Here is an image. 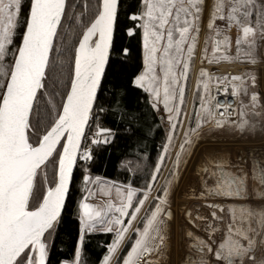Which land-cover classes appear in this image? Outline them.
<instances>
[{"label": "snow or ice", "instance_id": "6c2138e0", "mask_svg": "<svg viewBox=\"0 0 264 264\" xmlns=\"http://www.w3.org/2000/svg\"><path fill=\"white\" fill-rule=\"evenodd\" d=\"M120 10L121 0H95L94 6L92 0H0V264H49V237L63 219L74 166L93 158L84 143L86 129L106 110L104 80ZM205 13L211 32L202 62L233 58L232 39L224 33L236 27L235 53L253 66L264 64V0H142L128 14L126 27L129 36L141 37L143 49L142 70L130 84L146 94L152 109L166 114V142L143 187L104 180L100 194L109 198L103 204L88 202L101 178L83 169L74 258L59 264H84L85 235L97 230L114 233L99 264H161L171 246L172 195L202 136L256 130L245 111L250 108L255 117L261 115L258 106L264 110L253 69L221 76L201 67L199 104L188 110L187 81ZM217 18L226 20L225 29L216 25ZM213 88L225 97L231 89L239 111L220 104ZM240 97L248 98L247 105ZM232 115L237 119H229ZM110 135L97 125L90 142L108 143ZM193 168L197 184L180 209L185 235L194 241L187 264H264V159L253 154L245 168L216 150ZM229 213L227 235L214 246L218 225ZM243 221L246 227L240 226Z\"/></svg>", "mask_w": 264, "mask_h": 264}, {"label": "trees", "instance_id": "16d2710c", "mask_svg": "<svg viewBox=\"0 0 264 264\" xmlns=\"http://www.w3.org/2000/svg\"><path fill=\"white\" fill-rule=\"evenodd\" d=\"M92 1L94 6L95 0ZM141 6L142 0H121L120 24L104 80L102 103L106 110L97 115L87 131L90 132L91 125L92 129L99 125L110 129L112 135L108 143L92 147L93 158L87 165L77 164L63 219L50 238L49 264L74 258L79 237L77 209L83 197L79 189L83 169L87 167L93 177L143 187L166 142L164 128L155 109L146 102V94L130 84L134 75L142 70L143 54L141 37L129 36L126 27L131 25L128 14ZM122 47L130 49L127 55L115 50ZM113 237L111 233H87L82 245L84 264H99Z\"/></svg>", "mask_w": 264, "mask_h": 264}, {"label": "rangeland", "instance_id": "374dc122", "mask_svg": "<svg viewBox=\"0 0 264 264\" xmlns=\"http://www.w3.org/2000/svg\"><path fill=\"white\" fill-rule=\"evenodd\" d=\"M93 2V1H92ZM209 2H213V0H209ZM207 19L208 14L205 13L204 16H202L201 19V26H200V33H199V43L196 50V57L192 63V68L189 74V78L187 81V94H186V102L188 110L191 111L193 108V102H195L196 105L199 104V99L196 96L197 91V80L199 76V69L201 67L208 68L209 72L214 73L217 67L221 66H242L244 69L243 73L248 72L249 69H253L257 75V79L259 80V85L257 87V91L261 93L262 96H264V64L253 66L249 61H247L243 56H238L235 53V39L238 35L239 30L236 27H232L231 29L227 30L224 34H228L232 39V46H231V54L232 59L231 60H222L218 61L216 63H209L208 61L201 60V53L205 46V37L210 35L211 30L207 28ZM216 25L219 26L221 29L226 28V20H222L217 18L215 21ZM217 39H222V36L216 37ZM66 40H68L69 45L71 43V35L69 37H66ZM142 40V39H141ZM242 50H246L247 45L242 44L241 45ZM143 54V49H142ZM209 54L211 55V44L209 43ZM202 88V85L200 86ZM241 100H243L244 104L247 105L248 98L247 97H241ZM261 103H264V100L261 101ZM159 117H161L160 121L165 131V137H167L168 128L166 126V114H161L160 111L155 110ZM245 111L247 112V119L249 120H255L257 122V128L254 132H232V131H213L205 136H202L201 141L199 143V146L196 148L193 159L189 162L188 168L184 169L182 166V178L179 181L178 187H176L172 199L174 200V203L172 205L173 211L175 212V219L172 222L173 230H172V236H171V246L167 252V254L161 258V264H187V261L185 259L186 253L189 251V245L194 243V241H190L186 235V229L187 225H184L183 223V216L180 211L183 207H185L186 201H188V197L190 195V191L192 187L196 186V172L193 168V165L199 164L205 153L208 152H214L216 150H221L225 155L230 156L231 161L235 164L239 161L240 166L247 168L249 166V162L251 161L252 155L255 154L256 156L260 157L261 159H264V110H262L259 106L256 108V112L261 113L259 116H252L251 109L245 108ZM90 128V126H89ZM88 131V129H87ZM86 131V132H87ZM97 128L92 129L88 134V141H85L84 143L92 150V147L98 144H103V142L98 144H92L91 138L96 133ZM179 131V129H178ZM110 137L108 138L109 141ZM100 140L103 141V135L100 136ZM174 140L176 141V145L178 148V142L179 137H174ZM163 171L166 173L167 169H163ZM235 171V169H233ZM48 172V179L51 181L53 177V168L52 165H49V168L47 170ZM106 179L101 178V183L93 185L97 189V194L94 197H90L89 201L90 203H99L103 204L106 199L109 197L102 196L100 194V190L103 187V181ZM109 182H115L108 180ZM119 183V182H117ZM123 184V183H121ZM82 191V194L84 195V189H83V183L80 185V188ZM113 197L115 196V190L113 189L112 193ZM83 198V197H82ZM190 203V201H189ZM202 212H204V209H201ZM239 216V211L237 213ZM230 216H225V220L223 224H219L218 228L219 231L214 237V246L215 244H218L221 240H223L227 235V225L230 223ZM183 225V226H182ZM240 226L246 227L247 221H243ZM194 232H196L198 235H204L203 229H193ZM111 233L114 236V233L112 232H104L101 230L94 231L92 233ZM49 237V241L50 242ZM126 250L130 248V243L125 246ZM125 250V252H126Z\"/></svg>", "mask_w": 264, "mask_h": 264}, {"label": "built area", "instance_id": "2783aa9c", "mask_svg": "<svg viewBox=\"0 0 264 264\" xmlns=\"http://www.w3.org/2000/svg\"><path fill=\"white\" fill-rule=\"evenodd\" d=\"M232 66H234V68L227 69V70L222 69V66L221 67H217L214 73L219 74L221 76L224 75L225 73H227L228 75H233V74L240 75V74H243L244 69H243L242 66H237V65H232ZM213 94L217 97V100H218V102L220 104H222V105L223 104L232 105L234 108L237 109V111H239L238 99L232 97L231 89H229V94L227 95V97H225L223 93L215 92V88H213ZM239 99L241 100V97ZM229 119L236 120L237 116L232 115V116L229 117Z\"/></svg>", "mask_w": 264, "mask_h": 264}, {"label": "water", "instance_id": "95a60500", "mask_svg": "<svg viewBox=\"0 0 264 264\" xmlns=\"http://www.w3.org/2000/svg\"><path fill=\"white\" fill-rule=\"evenodd\" d=\"M111 55H112V51H111V53H110V58H111ZM159 119H161V117H159ZM86 131H87V129H86ZM76 167H77V165L74 166V170H73V179H74V175H75ZM73 179H72V182H71V185H70V191H71V187H72ZM69 194H70V192H69ZM68 197H69V195H68ZM68 197H67V200H68ZM66 202H67V201H66ZM65 206H66V205H65ZM64 209H65V208H64ZM64 209H63V211H62V214H63V212H64Z\"/></svg>", "mask_w": 264, "mask_h": 264}, {"label": "bare ground", "instance_id": "6f19581e", "mask_svg": "<svg viewBox=\"0 0 264 264\" xmlns=\"http://www.w3.org/2000/svg\"><path fill=\"white\" fill-rule=\"evenodd\" d=\"M232 68H234V66H222V69H224V70L232 69Z\"/></svg>", "mask_w": 264, "mask_h": 264}]
</instances>
